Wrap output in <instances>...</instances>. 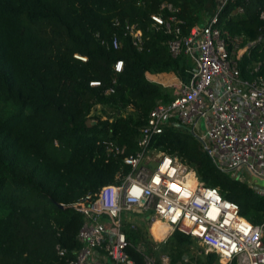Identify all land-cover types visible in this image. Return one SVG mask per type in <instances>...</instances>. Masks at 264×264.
Instances as JSON below:
<instances>
[{
    "label": "trees",
    "instance_id": "obj_1",
    "mask_svg": "<svg viewBox=\"0 0 264 264\" xmlns=\"http://www.w3.org/2000/svg\"><path fill=\"white\" fill-rule=\"evenodd\" d=\"M163 2L179 8L182 35L217 13L216 26L227 41L240 38L246 46L238 64L241 77L264 79V0H228L221 9L217 0H0V264H60L55 245L77 249L82 217L69 205L113 183L121 166L128 170L120 158L105 161L101 142L135 152L151 110L174 99L146 77L184 79L190 68L184 54L170 55V36L151 28L150 16ZM125 22L141 29L142 51L124 35ZM114 36L119 49L113 48ZM118 59L123 70L116 74ZM91 81L101 86L90 87ZM111 86L114 92L105 94ZM97 106L112 109L116 117L97 116L91 124ZM151 148L192 167L200 182L236 203L253 225L264 223V196L235 179V172L216 169L188 130L170 123ZM128 240L142 241L156 259L168 255L172 264L185 256L195 264L218 259L203 255L194 239L178 231L155 249L144 230L131 232ZM129 253L135 264H143L135 250Z\"/></svg>",
    "mask_w": 264,
    "mask_h": 264
},
{
    "label": "built area",
    "instance_id": "obj_2",
    "mask_svg": "<svg viewBox=\"0 0 264 264\" xmlns=\"http://www.w3.org/2000/svg\"><path fill=\"white\" fill-rule=\"evenodd\" d=\"M227 1L221 0L219 8ZM163 11L168 15L163 16ZM178 13L179 8L171 3H161L159 13L150 16L151 28L170 36L167 46L172 57L186 56L190 62L186 77L178 81L171 102H159L151 110L140 129L135 152L127 153L125 146L114 141L101 142L105 161L120 158L128 170L125 173L121 166L113 183L69 205L82 217L76 235L79 246L69 252L55 245L60 264H135L130 249L141 255L143 264H172L168 255L156 259L146 254L142 241L133 244L128 240L131 232L139 230L145 231L154 249L178 231L194 239L203 255H217L213 264H264V223L253 225L240 215L236 203L200 182L192 167L151 148L154 137L162 134L166 125L178 123L197 135L203 121L205 131L199 137L216 169L235 172V179L247 182L257 195L264 196V189L240 174L246 172L264 180V79L241 77L238 64L246 46L242 47L240 38L227 41L216 26L217 13L205 24L194 25L186 35L181 33L184 21ZM124 35L138 51L143 50V35L137 24L125 22ZM112 45L114 49L121 47L117 36ZM73 57L86 61L78 54ZM122 70L123 61L118 59L113 71L119 74ZM115 82L113 79L112 84ZM89 86L101 84L91 81ZM113 92L111 86L105 94ZM90 123H96L91 114ZM181 264L195 263L185 256Z\"/></svg>",
    "mask_w": 264,
    "mask_h": 264
},
{
    "label": "rangeland",
    "instance_id": "obj_3",
    "mask_svg": "<svg viewBox=\"0 0 264 264\" xmlns=\"http://www.w3.org/2000/svg\"><path fill=\"white\" fill-rule=\"evenodd\" d=\"M217 1L220 2L221 0H217ZM179 80H182V78L176 75H173V74H164V75L159 76V78L157 79L155 83H158L162 86L164 85L163 87L169 89L171 93L174 95L178 90L177 85H178ZM91 116L92 118L99 116L101 120H106V119L112 120L114 117H116L115 112L112 109L102 107V106L95 107L92 111ZM204 131H205L204 122L200 121L196 133L199 136V135H203ZM240 174L249 183L253 184L256 187L264 189V180H261V179L256 180L255 178L251 177L246 172H240ZM137 223L140 224L139 221H137Z\"/></svg>",
    "mask_w": 264,
    "mask_h": 264
},
{
    "label": "water",
    "instance_id": "obj_4",
    "mask_svg": "<svg viewBox=\"0 0 264 264\" xmlns=\"http://www.w3.org/2000/svg\"><path fill=\"white\" fill-rule=\"evenodd\" d=\"M174 126H176L177 128H183V129H186L185 127H183L182 125L178 124V123H175ZM189 131V133L200 143V145L203 147L205 144L204 142L201 140V138L196 135L192 130L190 129H186Z\"/></svg>",
    "mask_w": 264,
    "mask_h": 264
},
{
    "label": "crops",
    "instance_id": "obj_5",
    "mask_svg": "<svg viewBox=\"0 0 264 264\" xmlns=\"http://www.w3.org/2000/svg\"><path fill=\"white\" fill-rule=\"evenodd\" d=\"M164 75V74H156V75H152V74H146V77L148 80L152 81V82H156L157 79L159 78V76Z\"/></svg>",
    "mask_w": 264,
    "mask_h": 264
},
{
    "label": "snow or ice",
    "instance_id": "obj_6",
    "mask_svg": "<svg viewBox=\"0 0 264 264\" xmlns=\"http://www.w3.org/2000/svg\"><path fill=\"white\" fill-rule=\"evenodd\" d=\"M157 182H159V179L157 180ZM171 187H172L174 190L179 191V189H178L175 185H172Z\"/></svg>",
    "mask_w": 264,
    "mask_h": 264
},
{
    "label": "bare ground",
    "instance_id": "obj_7",
    "mask_svg": "<svg viewBox=\"0 0 264 264\" xmlns=\"http://www.w3.org/2000/svg\"><path fill=\"white\" fill-rule=\"evenodd\" d=\"M159 237V236H158Z\"/></svg>",
    "mask_w": 264,
    "mask_h": 264
}]
</instances>
